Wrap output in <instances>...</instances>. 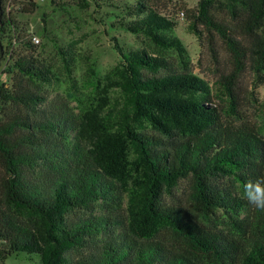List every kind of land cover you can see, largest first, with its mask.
<instances>
[{"label": "trees", "instance_id": "1", "mask_svg": "<svg viewBox=\"0 0 264 264\" xmlns=\"http://www.w3.org/2000/svg\"><path fill=\"white\" fill-rule=\"evenodd\" d=\"M224 7L229 21L212 14L214 0H200L190 20L195 34L201 26L217 35L231 55L233 69L223 87L232 110L249 54L264 60V0H225ZM127 15L133 18L122 25L127 31L185 57L182 42L170 34L175 23L151 0H136ZM6 29V54L17 79L11 90L0 88V102L23 111L0 121V262L25 253L39 255L41 264H264V216L261 225L245 224L235 236L165 201L189 177L192 208L204 216L218 209L238 216L243 201L215 179L229 173L242 188L264 175V139L253 128L226 122L221 110L208 105L203 80L171 71L164 56L116 47L120 68L111 86L120 89L123 108L88 112L80 122H38L31 114L43 98L29 82H47L51 72L33 57L2 7L0 43ZM13 44L23 49L15 56ZM133 171L139 175L128 195L127 219L117 221L120 193ZM98 202L110 214L67 217L76 210L92 213ZM69 250L75 258L66 257Z\"/></svg>", "mask_w": 264, "mask_h": 264}, {"label": "rangeland", "instance_id": "2", "mask_svg": "<svg viewBox=\"0 0 264 264\" xmlns=\"http://www.w3.org/2000/svg\"><path fill=\"white\" fill-rule=\"evenodd\" d=\"M200 0H151L165 17L175 23L171 35L176 36L186 49L184 58L172 50H160L142 34L127 31L122 25L133 18L127 15V9L135 5L136 0H2L1 7L9 12L16 23L17 33L30 43L28 48L33 57L48 68L51 77L47 82L31 80L29 85L38 93L43 102L38 112L31 116L38 122L46 120H75L80 122L83 116L92 111L102 115L117 112L124 106V97L119 88L112 87L118 78L120 57L116 47L124 52L146 50L150 54L164 56L173 72H187L203 80L209 87L206 96L208 105L222 111L224 120L237 126H248L264 139V60L255 54H249L245 68L235 86V105L226 95L223 82L233 69L230 53L215 34L208 35L201 26H197L198 35L191 30L190 20ZM34 4L31 6L30 4ZM225 0H214L212 14L229 21L224 7ZM25 8H30L27 12ZM1 34L0 43V88L11 90L16 71L11 68L13 61L8 59L6 46L8 30ZM32 37L39 39L34 44ZM9 49V48H8ZM11 49L15 54L22 52L18 44ZM255 48H252L254 51ZM9 51V50H8ZM161 72V74H164ZM16 75V76H15ZM203 99L204 96L197 94ZM21 108L10 103L0 102V121L12 116ZM24 113H26L24 111ZM143 130L152 132L148 125ZM75 133H72L73 137ZM132 150L128 161H133ZM36 173L33 177L36 178ZM139 173L133 171L126 190L120 193V204L116 210V220L126 221L127 199L133 186V179ZM220 187L231 189L244 205L236 216L229 209H218L209 216L192 208L190 178L181 179L166 195L169 205L187 207L193 218L209 227L230 231L239 236V227L247 225L256 228L263 222L264 213L257 211L242 198V188L232 175L222 173L215 179ZM90 214L107 215L109 208L102 202L93 206L89 213L76 210L67 217L76 220ZM232 219L236 221H232ZM75 250H69L66 257L73 259ZM0 264H41L39 255L18 253ZM239 264V263H237Z\"/></svg>", "mask_w": 264, "mask_h": 264}, {"label": "clouds", "instance_id": "3", "mask_svg": "<svg viewBox=\"0 0 264 264\" xmlns=\"http://www.w3.org/2000/svg\"><path fill=\"white\" fill-rule=\"evenodd\" d=\"M242 198L257 211L264 213V175L243 182Z\"/></svg>", "mask_w": 264, "mask_h": 264}, {"label": "built area", "instance_id": "4", "mask_svg": "<svg viewBox=\"0 0 264 264\" xmlns=\"http://www.w3.org/2000/svg\"><path fill=\"white\" fill-rule=\"evenodd\" d=\"M32 41L34 44H38L39 43V39L36 37H32Z\"/></svg>", "mask_w": 264, "mask_h": 264}, {"label": "water", "instance_id": "5", "mask_svg": "<svg viewBox=\"0 0 264 264\" xmlns=\"http://www.w3.org/2000/svg\"><path fill=\"white\" fill-rule=\"evenodd\" d=\"M1 4H2V0H0V18L2 16V7H1Z\"/></svg>", "mask_w": 264, "mask_h": 264}]
</instances>
